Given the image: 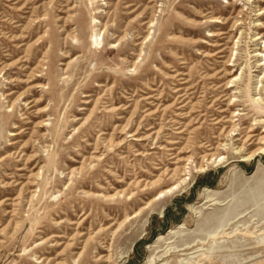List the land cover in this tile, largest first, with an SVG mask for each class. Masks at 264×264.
Wrapping results in <instances>:
<instances>
[{"label": "rangeland", "instance_id": "374dc122", "mask_svg": "<svg viewBox=\"0 0 264 264\" xmlns=\"http://www.w3.org/2000/svg\"><path fill=\"white\" fill-rule=\"evenodd\" d=\"M259 8L0 0V264H264Z\"/></svg>", "mask_w": 264, "mask_h": 264}, {"label": "bare ground", "instance_id": "6f19581e", "mask_svg": "<svg viewBox=\"0 0 264 264\" xmlns=\"http://www.w3.org/2000/svg\"><path fill=\"white\" fill-rule=\"evenodd\" d=\"M262 12H264V9L263 8H259V13H262ZM205 14H202V16H204ZM70 18V17H69ZM208 22H210V23H212V22H221V23H223V21H222V19H220V17H210L209 18V20H208ZM257 24H259V23H257ZM223 34H225V32L224 31H217L216 33H210V35H213V36H220V35H223ZM97 35V34H96ZM256 38H259V35H257L256 36ZM264 39V38H263ZM262 39V40H263ZM95 41H96V39H94ZM264 41V40H263ZM212 45H216V44H212ZM224 50L223 49H218V51H217V53H222ZM203 55H205V53L203 54ZM211 55H213V54H211ZM257 55L259 56V57H261L262 56V58L259 60V63L260 64H258V66H260V65H262L263 64V66H264V63L262 62V60H264V52H262V51H259L258 53H257ZM218 57H221V54H219V56ZM228 65V64H227ZM262 69H264V68H262ZM0 73H1V71H0ZM184 73H182V72H180V71H177L176 72V76L177 77H179V79H181L180 77V75H183ZM262 78L264 79V75L262 76ZM228 82H230L231 83V80H228ZM259 99V97H257L256 99H254V100H258ZM260 100V99H259ZM258 100V101H259ZM84 119V118H83ZM215 123H217V122H215ZM250 137V136H249ZM259 153H264V148L262 149V150H260V151H256V152H253L252 154H250L248 157H244V159H248V158H251V157H253L254 155H257V154H259ZM45 260H46V258H45Z\"/></svg>", "mask_w": 264, "mask_h": 264}]
</instances>
